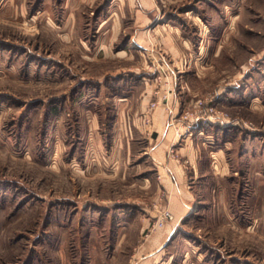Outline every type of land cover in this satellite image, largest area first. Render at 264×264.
<instances>
[{"label": "rangeland", "instance_id": "1", "mask_svg": "<svg viewBox=\"0 0 264 264\" xmlns=\"http://www.w3.org/2000/svg\"><path fill=\"white\" fill-rule=\"evenodd\" d=\"M160 106L171 158L227 145L179 219L147 157ZM0 264H264V0H0Z\"/></svg>", "mask_w": 264, "mask_h": 264}, {"label": "crops", "instance_id": "2", "mask_svg": "<svg viewBox=\"0 0 264 264\" xmlns=\"http://www.w3.org/2000/svg\"><path fill=\"white\" fill-rule=\"evenodd\" d=\"M145 90L146 94L139 105L142 110H146L152 95L150 86ZM183 92L177 94L172 88L170 94L169 103L176 114L191 104V100L183 103ZM168 118V112L164 107L160 106L153 111L151 133L146 136L147 157L154 166L158 186L163 189L165 195L170 194V209L175 218L179 219L188 210L196 209L197 198L199 195L208 194V190L213 188L215 178L222 177L227 171L229 172L225 155L227 145H212V139H206L204 134L193 133L175 149L178 159L171 158L168 150L174 136L168 124ZM170 230V225L163 226L158 237L165 238Z\"/></svg>", "mask_w": 264, "mask_h": 264}, {"label": "built area", "instance_id": "3", "mask_svg": "<svg viewBox=\"0 0 264 264\" xmlns=\"http://www.w3.org/2000/svg\"><path fill=\"white\" fill-rule=\"evenodd\" d=\"M196 104V108L194 111H185L184 114L181 116L183 120H190L191 123L197 122L199 119L202 120L200 124V129L198 130L199 133H203L204 124H207L209 122H213L216 119H218L219 115L214 112L213 106L211 104H208L205 100H198ZM205 105V107H203ZM190 123V124H191ZM194 124L191 128H195ZM190 128V129H191ZM189 135H192V132H189ZM165 216H169V213H165Z\"/></svg>", "mask_w": 264, "mask_h": 264}]
</instances>
